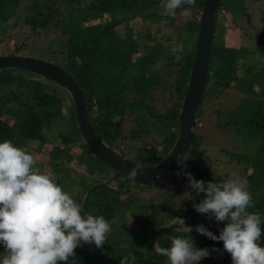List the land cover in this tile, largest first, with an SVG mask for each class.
Masks as SVG:
<instances>
[{
  "label": "trees",
  "instance_id": "16d2710c",
  "mask_svg": "<svg viewBox=\"0 0 264 264\" xmlns=\"http://www.w3.org/2000/svg\"><path fill=\"white\" fill-rule=\"evenodd\" d=\"M21 1L0 0V32L6 30L4 24L11 30L17 28L22 19L33 32L58 33L62 40L57 49L38 56L60 64L76 78L101 140L139 163L163 159L178 136L179 112L193 65L204 0H195L191 16L183 24L175 22L180 9L175 18L162 15L161 0H30L29 12L23 16ZM246 1L250 2L221 1L190 152L179 167L148 185L113 170L93 154L79 129L71 98L60 85L24 70H0V142L10 140L23 148L36 141L35 149L43 153L53 133L59 144H52L44 172L54 174L57 182L74 194L83 214L102 215L112 225L102 248L82 245L68 264H119L124 256H135L130 264H167V258L153 250L154 246L169 247L170 236L188 235L177 232L182 227L177 218L193 228L203 224L218 236L224 225L194 210L193 204L200 202L203 193L197 195L188 187L185 173L196 180L219 183L239 168L255 205L248 211L259 212L264 218V49L249 45L245 38L248 31L239 28L233 17L245 11ZM137 17L149 23L162 21L161 25L172 27L175 33L158 40L147 31L141 43L131 26ZM228 18L234 26L228 25ZM259 28L257 25L254 30ZM234 29L243 38L238 46L227 43V33ZM13 35L0 37V53L3 40ZM20 46L18 42L8 52L20 53ZM219 98L232 105L216 111L215 126L225 134L226 146H220L211 157L200 123L208 121L207 111ZM128 121L131 125L125 130ZM231 137H238L240 143L232 145ZM161 145L163 151H157ZM70 162L82 167L81 177L69 173ZM223 163L234 169L223 167ZM37 166H41L39 162ZM170 182V196L162 202L142 195L164 191ZM130 220L137 226L130 225ZM261 227L264 229V223ZM189 235L197 248L210 250L209 257L199 264H232L222 242L195 231ZM260 243L264 246V236Z\"/></svg>",
  "mask_w": 264,
  "mask_h": 264
},
{
  "label": "clouds",
  "instance_id": "9594fccd",
  "mask_svg": "<svg viewBox=\"0 0 264 264\" xmlns=\"http://www.w3.org/2000/svg\"><path fill=\"white\" fill-rule=\"evenodd\" d=\"M184 5H188L185 8ZM195 0H161L162 15L190 17ZM163 151V145L157 148ZM39 157L14 145L0 142V264H68L75 250L82 245L102 248L112 231L111 223L102 215L83 214V209L50 172L38 167ZM179 159V158H178ZM138 168L130 170L136 177ZM188 187L197 195L203 193L194 210L224 226L219 235L203 224L185 225L177 232L187 236H170L169 247L154 246V253L167 258V264H199L210 255L208 248H197L189 233L195 231L213 241L223 243L232 264H264L261 237L264 218L250 212L253 197L246 178L231 174L217 183L196 180L185 173ZM126 247V245H125ZM216 250V249H212ZM135 256H124L119 264H130Z\"/></svg>",
  "mask_w": 264,
  "mask_h": 264
},
{
  "label": "water",
  "instance_id": "95a60500",
  "mask_svg": "<svg viewBox=\"0 0 264 264\" xmlns=\"http://www.w3.org/2000/svg\"><path fill=\"white\" fill-rule=\"evenodd\" d=\"M221 1H203L193 65L179 112L178 136L169 153L153 164H143L131 160L101 140L94 129L83 89L72 73L60 64L29 54H0V70H24L60 85L72 100L79 129L93 154L113 170L126 174L141 185H148L179 167L190 152L195 138L194 127L197 122V111L202 102L207 82L215 20ZM132 168H138L136 177L130 176Z\"/></svg>",
  "mask_w": 264,
  "mask_h": 264
},
{
  "label": "rangeland",
  "instance_id": "374dc122",
  "mask_svg": "<svg viewBox=\"0 0 264 264\" xmlns=\"http://www.w3.org/2000/svg\"><path fill=\"white\" fill-rule=\"evenodd\" d=\"M250 2L246 1L249 5H245L247 6L245 11L242 10L237 14H233L234 20L237 22V25L239 26V28H243L246 31H248L245 34V38L248 41L249 45L253 44V47L255 48V50H259V49H264V0H249ZM29 2L30 0H22L21 1V12L23 13L22 16L24 14H27L29 12ZM223 13V12H222ZM220 19V23L219 24H223V19ZM177 24H183L185 22V17H182L180 15H178L176 17V21ZM162 23V21H161ZM161 23H157V22H152L149 23L147 20H143L139 17L134 18L131 21V26L133 28V30L139 35V40L140 42H144L146 39V32L148 31L149 33H151L152 35H154L158 40H163L165 39V37L170 36V35H174L175 31L174 29L172 30L170 26H166V25H161ZM227 23L230 26H234V23L231 19H227ZM259 23V24H258ZM259 26V30L255 31L254 27L255 26ZM5 27V31L0 32V37H5V35L7 34H14L17 31H20L19 34H17L16 36H11V37H7L5 38L3 41H5L4 46L1 48V53L0 54H10L8 51L10 50H14L17 46V43L20 42L21 43V54H26L29 53V55H33V56H38V54L42 53V52H51V49L53 50L55 47L57 49V45L59 43V41L62 40V38L58 35V33L53 32V31H48V32H44L43 30H39L37 32H33V30L31 29V27L28 24L22 23V19L19 20V26L13 30H11V27L9 26V24H4ZM160 29V30H159ZM159 32H155L158 31ZM232 33V34H231ZM20 34H21V38H20ZM228 37V44H233L238 46L241 44L243 38H240L238 35V31L236 29L234 30H230L229 33H227ZM235 39V40H234ZM53 46V48H52ZM60 48V47H58ZM175 49V46L173 47ZM143 49H145V47H142V51ZM34 53V54H33ZM57 54V53H56ZM58 55V54H57ZM42 58V57H41ZM230 93V92H229ZM70 97V96H69ZM72 103V100H71ZM225 103V104H224ZM73 104V103H72ZM231 106L232 103L228 102L225 98L224 99H216L214 101V104L208 109L207 111V117H209L207 122H203L200 123L201 127H204L205 130V145L207 148V152L208 154L213 157L214 154L218 153L219 147L220 146H226V137L225 134L216 128L215 123L216 120L218 118V113L216 112L219 109H225V106ZM227 106V107H228ZM74 107V106H73ZM131 125V121L125 122L124 125V129L128 130L129 126ZM49 141L48 144H46L43 148H42V152H39L35 149L36 146V141L33 142H29V144L26 147H23V149H25L26 151H28L31 154H34L36 156L39 157L38 162L40 163V168L42 171H44L45 169H48L47 167V154L49 153L50 149L52 148V144H59L58 140H55V137L53 135V133H51L49 135ZM239 141L238 137H231L230 139V143L232 144L233 142L235 144H239L237 143ZM233 145V144H232ZM77 149L74 148L73 149V153H76ZM209 157V156H208ZM220 163V162H218ZM223 163V167H228L230 168V170L234 169L233 165H226L224 166ZM69 173L72 176H77V177H81V169L82 167L80 165H77L75 162H70L69 163ZM238 174L240 173V169L237 168L236 170L232 171V174ZM170 186H172V183H168V186H166L165 188V192L161 191L158 193H154L152 191H147V192H143L142 195L144 197H153L156 202H162L166 199V196H170L168 194V192H170ZM74 198V194H71ZM75 199V198H74ZM78 203L79 201L77 199H75ZM127 213V212H126ZM129 224L132 226H137L134 222H132V220L129 221ZM94 245V244H93ZM91 245V246H93ZM166 264V263H164Z\"/></svg>",
  "mask_w": 264,
  "mask_h": 264
}]
</instances>
